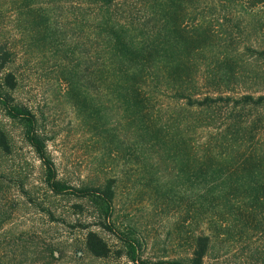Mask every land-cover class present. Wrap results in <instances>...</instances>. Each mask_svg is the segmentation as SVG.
Instances as JSON below:
<instances>
[{
    "label": "rangeland",
    "instance_id": "rangeland-1",
    "mask_svg": "<svg viewBox=\"0 0 264 264\" xmlns=\"http://www.w3.org/2000/svg\"><path fill=\"white\" fill-rule=\"evenodd\" d=\"M204 2L190 12L187 23L194 15L213 22L214 31L221 33L211 16L214 11L204 8ZM65 8L56 11L50 31L41 23L43 0H0V53L9 52L12 63L6 70L18 77L11 95L38 118L58 177L73 187L101 186L107 178H117L112 216L121 231L133 230L139 237L143 260L187 259L194 235L203 232L211 237L206 264H264V206L260 207L264 200L252 205L239 199L244 194L232 200H203L199 190L204 184L193 189L186 179L190 167L185 156L191 153L196 130L192 122L200 116L159 93L144 119L146 131L137 129V106L126 112L114 101L110 87L99 83L102 61L93 47V29L89 24L82 27ZM215 13L222 18V12ZM234 14L227 24L233 26L231 41L218 34L213 46L197 57L199 71L194 77L200 83L205 73L217 81L222 78L217 60H228L236 74L228 90L236 96H257L264 93V61L255 60L247 46L264 50V5L239 2ZM91 99L95 105H89ZM225 116L220 115L218 122ZM213 128L202 131V137L213 136ZM0 130L12 146L11 155L0 153V260L8 254L16 264H133L119 239L98 225L104 213L96 202L50 192L23 129L1 105ZM263 134L264 126L260 139ZM258 142L256 138L253 144ZM223 152L228 153L223 149L197 155L199 162L213 156L226 174L243 168L229 156L221 157ZM46 208L52 216L43 211ZM89 230L109 244L110 257L96 259L84 252L82 241ZM49 246L57 251L55 260L48 257Z\"/></svg>",
    "mask_w": 264,
    "mask_h": 264
},
{
    "label": "trees",
    "instance_id": "trees-1",
    "mask_svg": "<svg viewBox=\"0 0 264 264\" xmlns=\"http://www.w3.org/2000/svg\"><path fill=\"white\" fill-rule=\"evenodd\" d=\"M43 1L46 9L41 23L50 31L54 30L52 22L56 11L63 7L75 16L82 27L88 24L91 26L97 60L102 61L98 63L99 83L110 87L115 94L114 101L118 100L126 112L137 106L139 112L135 114L138 118L136 124L141 132L146 131L144 119L153 110V101L159 93L182 104L184 111H194L200 116V119L192 122L196 130L195 138L190 142L191 161V153L186 154L185 158L190 167L186 179L191 187L195 189L199 184H204L199 190L202 192L201 199L232 200L235 195L244 194L240 200H250L252 205L262 204L264 139L260 137L264 126V93L236 96L232 92L234 90H228L236 75L233 63L228 60H217L216 69L222 77L217 81L213 82L212 76L204 73L199 83L196 76L199 71L197 57L213 46L218 34L231 41L233 26L227 24L233 21L234 8H237L239 2L257 7L263 6L264 0ZM203 2L204 8L214 11L211 16L222 29L221 33L214 31L213 22L200 21L194 15H191L190 24L187 23L190 12L199 9ZM215 12H222V18L218 19ZM223 39L219 41L226 42ZM247 47L255 60L264 61V50H250V46ZM9 57L7 51L0 53V105L7 117L23 129L27 144L41 162L44 183L50 192L54 196L96 202L104 213V220H100L98 225L119 239L126 249L128 260L133 264H206L211 237L203 232L194 235L192 252L187 259L171 262L143 260V244L139 237L133 230L121 231L112 216L117 198V178H107L101 186L73 187L58 177L55 162L48 152L47 141L39 130L38 118L31 109L16 104L11 95L18 87V77L12 69L6 70L12 63ZM95 102L91 99L89 105H95ZM84 103L87 104V101ZM218 113L222 116L226 114L221 123L218 122ZM210 127H215L213 136L208 139L202 137V131ZM153 137L159 140L157 136ZM256 138L260 142L255 146L253 141ZM203 139H206L205 142ZM223 149L228 153H221V157L229 156L234 163L240 162L243 168L226 174L224 169L218 168L216 162L212 161L213 156L207 159L212 163L205 159L199 162L201 159L197 154L213 155L215 151L219 150L220 153ZM0 153L6 156L12 154L9 138L2 130ZM179 157L183 159V156ZM43 211L53 215L48 208ZM82 246L85 253L96 259H106L112 253L109 244L92 230L87 231ZM46 251L50 259H56L55 248L50 247ZM14 261L7 254L5 260L1 258L0 264H16Z\"/></svg>",
    "mask_w": 264,
    "mask_h": 264
}]
</instances>
